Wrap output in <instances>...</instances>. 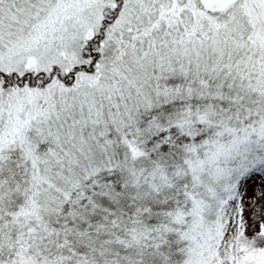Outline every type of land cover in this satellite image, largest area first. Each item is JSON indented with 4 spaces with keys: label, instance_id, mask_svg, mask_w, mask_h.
<instances>
[{
    "label": "snow or ice",
    "instance_id": "1",
    "mask_svg": "<svg viewBox=\"0 0 264 264\" xmlns=\"http://www.w3.org/2000/svg\"><path fill=\"white\" fill-rule=\"evenodd\" d=\"M0 264H264V0H0Z\"/></svg>",
    "mask_w": 264,
    "mask_h": 264
}]
</instances>
